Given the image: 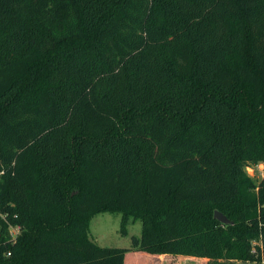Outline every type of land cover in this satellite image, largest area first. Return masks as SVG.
<instances>
[{
    "label": "trees",
    "instance_id": "16d2710c",
    "mask_svg": "<svg viewBox=\"0 0 264 264\" xmlns=\"http://www.w3.org/2000/svg\"><path fill=\"white\" fill-rule=\"evenodd\" d=\"M260 162L264 0H0V264H264Z\"/></svg>",
    "mask_w": 264,
    "mask_h": 264
},
{
    "label": "rangeland",
    "instance_id": "374dc122",
    "mask_svg": "<svg viewBox=\"0 0 264 264\" xmlns=\"http://www.w3.org/2000/svg\"><path fill=\"white\" fill-rule=\"evenodd\" d=\"M247 173L254 178H261L264 172V163L246 167ZM122 214L102 212L97 214L90 223V237L101 246L108 247H130L132 237L140 236L142 232V221L131 219L128 222L126 232H123ZM260 264V263H248Z\"/></svg>",
    "mask_w": 264,
    "mask_h": 264
},
{
    "label": "crops",
    "instance_id": "0c3cea01",
    "mask_svg": "<svg viewBox=\"0 0 264 264\" xmlns=\"http://www.w3.org/2000/svg\"><path fill=\"white\" fill-rule=\"evenodd\" d=\"M175 260H177V264H207L208 259L189 256H178L176 258H171L169 256L162 255L160 257H155V260L150 262L151 264H171Z\"/></svg>",
    "mask_w": 264,
    "mask_h": 264
},
{
    "label": "water",
    "instance_id": "95a60500",
    "mask_svg": "<svg viewBox=\"0 0 264 264\" xmlns=\"http://www.w3.org/2000/svg\"><path fill=\"white\" fill-rule=\"evenodd\" d=\"M214 217L222 223L228 224L232 221L220 210H215ZM236 264H247V262L239 261Z\"/></svg>",
    "mask_w": 264,
    "mask_h": 264
},
{
    "label": "built area",
    "instance_id": "2783aa9c",
    "mask_svg": "<svg viewBox=\"0 0 264 264\" xmlns=\"http://www.w3.org/2000/svg\"><path fill=\"white\" fill-rule=\"evenodd\" d=\"M2 217L5 219L4 216H2ZM9 231H10V234H11L12 238L15 240L17 238V235L20 233V227L19 226L10 225L9 226ZM8 254L10 255V252H8Z\"/></svg>",
    "mask_w": 264,
    "mask_h": 264
}]
</instances>
